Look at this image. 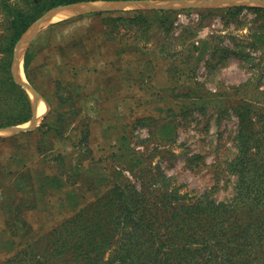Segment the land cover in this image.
<instances>
[{
	"label": "rangeland",
	"instance_id": "1",
	"mask_svg": "<svg viewBox=\"0 0 264 264\" xmlns=\"http://www.w3.org/2000/svg\"><path fill=\"white\" fill-rule=\"evenodd\" d=\"M227 8L244 9L229 19ZM245 8L261 7L127 8L42 27L21 71L28 54L32 86L49 106L45 122L56 120L61 135L37 132L41 119L33 131L0 139V264L62 263L57 255L46 262L52 243L113 176L147 207L232 200L237 112L264 119V17ZM139 14L140 22L126 20ZM107 17L126 21L113 26ZM163 210H154L159 238L181 235ZM114 248L105 245L95 264H121L106 262Z\"/></svg>",
	"mask_w": 264,
	"mask_h": 264
},
{
	"label": "trees",
	"instance_id": "2",
	"mask_svg": "<svg viewBox=\"0 0 264 264\" xmlns=\"http://www.w3.org/2000/svg\"><path fill=\"white\" fill-rule=\"evenodd\" d=\"M112 1L119 0H0V129L23 125L31 119L30 98L14 84L10 73L14 48L21 36L52 8ZM243 9L227 8L225 12L229 19H235ZM245 9L256 18L264 17V9ZM126 20L135 24L142 21L141 14ZM126 20L107 17L102 22L114 26ZM90 53L87 52L85 61ZM30 57L26 54L24 71L28 82L33 85L28 63ZM71 98L74 101L75 98ZM61 103L58 104L65 105ZM244 112H237L236 155L227 167L236 179L232 200L182 204L173 211L171 204L165 201L147 207L142 204L143 195L131 196L126 191L128 183L127 186L116 182L113 176L104 195L80 208L69 227L61 230L56 242L52 243L56 245L58 242L55 254L46 255V262L58 261L53 257L57 255L60 264H95L103 261L105 251L101 250L105 245L114 247L117 244L120 248L110 251L106 262L185 264L190 259L192 264H264V119L253 122ZM45 119L37 132L44 136L51 133L61 135L55 127L56 120L47 124ZM76 172V178L81 177L82 171L76 169ZM168 197L171 198L169 202L178 200L174 194H168ZM232 207L234 212L230 211ZM237 208H243L240 217H237ZM160 209L167 210L165 221L181 235L174 232L162 240L159 238L153 228V219L158 221L154 210ZM14 229L11 231L13 235ZM54 236H58L57 231ZM251 247L255 251H249Z\"/></svg>",
	"mask_w": 264,
	"mask_h": 264
},
{
	"label": "water",
	"instance_id": "3",
	"mask_svg": "<svg viewBox=\"0 0 264 264\" xmlns=\"http://www.w3.org/2000/svg\"><path fill=\"white\" fill-rule=\"evenodd\" d=\"M101 3V5H98ZM218 6H253L264 8V0H163V1H151V0H119L112 2H90V3H77L64 6H58L50 9L44 13L39 19H37L31 27L21 36L17 44L15 45L10 73L12 80L16 86L26 92L31 101V119L28 122V126H13L5 129H0V139L19 135L25 132L34 130L38 126L40 119L36 118V109L38 102L41 100L45 106L42 96L39 92L31 86L26 80H22L19 76V69H21V49L29 45L38 32L44 26V23L51 21V17L61 11H70L72 16L102 13L107 11H123L127 8L142 9V10H155V11H167L178 9H202ZM47 25V24H46ZM42 118V117H41Z\"/></svg>",
	"mask_w": 264,
	"mask_h": 264
},
{
	"label": "bare ground",
	"instance_id": "4",
	"mask_svg": "<svg viewBox=\"0 0 264 264\" xmlns=\"http://www.w3.org/2000/svg\"><path fill=\"white\" fill-rule=\"evenodd\" d=\"M64 15H65V16H69V17L72 16V14H71L70 11H61V12H58L56 15L54 14V15L51 17V19H50L51 21H49V22H55V21L61 20V19L64 18ZM44 24H45V23H44ZM21 51H23V50L21 49ZM20 55H22V52H21ZM20 58H21V56H20ZM19 71H20V69H19ZM20 78H21L22 80H25V79H24V76H23V74H22V71H21V73H20ZM44 112H45V105H44V103H41V105L37 107V115H38V116H41V115L44 114Z\"/></svg>",
	"mask_w": 264,
	"mask_h": 264
},
{
	"label": "crops",
	"instance_id": "5",
	"mask_svg": "<svg viewBox=\"0 0 264 264\" xmlns=\"http://www.w3.org/2000/svg\"><path fill=\"white\" fill-rule=\"evenodd\" d=\"M57 14V13H56ZM55 14V15H56ZM69 18V16H65L64 15V18L63 19H61V20H58V21H55V22H60V21H63V20H66V19H68ZM55 22H46L44 25H46V24H51V23H55ZM33 41V40H32ZM31 44V43H30ZM22 55H23V51H22ZM22 55H20L21 57H22ZM20 73H21V69H20V71H19V76H20ZM22 74H23V76H24V79L28 82V80H27V78H26V75H25V71H24V73L22 72ZM29 83V82H28ZM30 84V83H29ZM31 85V84H30ZM32 86V85H31ZM77 99L79 98V95L76 97ZM43 100H44V102L46 103V105H47V101L43 98ZM41 103H43L41 100L38 102V105H37V107L38 106H40L41 105ZM81 103V102H80ZM48 109H49V106L47 105V106H45V114L47 113V111H48ZM32 114V113H31ZM45 114H43V115H41V116H38L37 115V109H36V118L37 119H42V120H44V118H45ZM42 117V118H41ZM30 121V120H29ZM28 121V122H29ZM27 122V123H28ZM26 124V123H25ZM24 125V124H23ZM18 126H22V125H18ZM33 131V130H32ZM30 132V131H29ZM25 133H27V132H25ZM3 139H10V138H2L1 140H3ZM12 139V138H11ZM7 142V141H6Z\"/></svg>",
	"mask_w": 264,
	"mask_h": 264
}]
</instances>
